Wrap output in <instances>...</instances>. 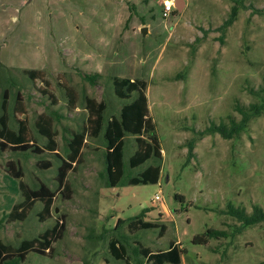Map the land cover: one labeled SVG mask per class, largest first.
<instances>
[{"label":"rangeland","instance_id":"1","mask_svg":"<svg viewBox=\"0 0 264 264\" xmlns=\"http://www.w3.org/2000/svg\"><path fill=\"white\" fill-rule=\"evenodd\" d=\"M164 1L169 0H0V104L7 91L13 108L20 93L38 148L46 144L34 128L41 113L54 118L61 158L70 132L80 131L86 120L84 97L105 102L106 120L118 116L125 101L113 94V77L147 82L149 112L161 148V160L129 168L137 144L135 137L126 136L123 183L110 188L104 139L87 138L82 163L67 176L69 192L57 187L60 161L55 155L0 152V240L18 246L55 225L60 233L50 252L30 253L21 264H125L110 254L113 237L125 246L131 264H151L137 254L136 243L157 252L174 242L183 250L180 264H264V223L236 232L239 222L221 214L229 205L247 213L254 206L264 209V113L238 138L201 134L212 124L240 120L237 107L260 102L264 0H242L244 8L222 41L218 28L228 18L232 0H181V11L173 8L168 18L162 17ZM142 28H147L145 35ZM25 69L44 72L51 98L40 92L46 89L40 80L28 79ZM95 74L93 84L83 78ZM61 84L78 93L73 111L67 108ZM15 117L10 116L12 129H17ZM7 163L22 170L28 187L43 183L55 191L48 219L40 221L42 204L36 203L24 222L4 220L23 200L18 180L4 171ZM156 163L161 165L158 183L126 184ZM143 211L144 221L166 226L162 237L159 229L128 225ZM119 219L123 224L116 228ZM207 229L225 230L230 236L194 244L193 238Z\"/></svg>","mask_w":264,"mask_h":264},{"label":"trees","instance_id":"2","mask_svg":"<svg viewBox=\"0 0 264 264\" xmlns=\"http://www.w3.org/2000/svg\"><path fill=\"white\" fill-rule=\"evenodd\" d=\"M233 5L230 9L228 18L218 28L221 36L218 38L222 41V36L226 29L229 28L236 20L238 12L244 8L242 0H232ZM174 12V11H173ZM23 73L32 82L40 80L46 89H39L43 95L52 97L49 92V83L45 79L43 71L40 70H23ZM98 75H84L83 78L90 83H94ZM67 98V108L70 111L75 110L78 102V93L76 90L67 85L61 84ZM113 94L116 98L125 101L121 106L118 116L112 115L109 119H105L104 113L106 104L104 101H97L91 97H84V110L87 113L86 120L80 131H71V136L66 143V156L61 158L57 150V133L54 130V118L51 115L41 113L37 115L34 128L38 135L46 139L43 149L36 146L31 130L29 128L28 119L24 112V104L20 93L16 94L13 108H10L8 101V92L4 91L0 104V152L6 150L28 152L40 154L48 152L60 161L57 167V187L70 191V184L67 176L70 172L75 173L79 165L82 163V149L85 146L87 138H98L102 136L105 142V172L107 177L106 186L113 188L118 186L125 175L124 163V139L126 136L135 137L137 144L133 154L128 158L129 168H138L150 159L161 160V148L155 133V125L150 116L148 99L146 95L147 82L142 79H127L120 77L112 78ZM256 96L255 91H251ZM259 103H252L248 107H237V112L241 116L236 121L229 118L228 124L221 122L218 125L212 124L205 133L201 134H219L224 140H232L245 132L251 120L264 113V91L259 98ZM11 112V113H10ZM24 115V118L17 119V129H12L9 125L10 116ZM193 144L189 143L188 154H191ZM48 166V163L45 167ZM4 171L8 176L18 180V190L23 198L22 201L14 204L4 220L7 223L24 222L36 203L42 204L40 211V221L48 219L52 213V204L55 198V191H51L45 184L40 183L36 188H30L22 180V170L15 169L13 163H7ZM161 176V165L159 163L147 166L137 176L130 178L126 184L128 185H146L158 183ZM147 212L143 211L135 216L128 225L136 229H159L160 237L166 231V226L159 223L146 222L143 220ZM221 214L235 218L237 225L236 232L242 228H248L264 223V209L254 206L251 213H247L243 208H234L228 206ZM2 219H0V224ZM58 224V223H57ZM123 221L119 219L116 224L118 228ZM59 229L64 228L63 223L59 225ZM235 228V227H234ZM57 225L51 229H46L38 237L31 239H23L18 246L5 244L0 240V264H21L30 253L37 255H45L52 249V244L59 239ZM230 235L225 230L207 229L204 233L196 235L192 242L199 245H207L210 240L227 239ZM137 245V254L144 257L147 263L151 264H180L183 250L178 244L170 243L167 250L152 252L140 243ZM109 250L111 256L115 260H121L125 264H131L126 253V248L115 237L109 241Z\"/></svg>","mask_w":264,"mask_h":264},{"label":"built area","instance_id":"3","mask_svg":"<svg viewBox=\"0 0 264 264\" xmlns=\"http://www.w3.org/2000/svg\"><path fill=\"white\" fill-rule=\"evenodd\" d=\"M174 0H169V1H164L163 7H162V17L163 18H168L171 13L174 11ZM159 197L156 195L154 197V200L157 201Z\"/></svg>","mask_w":264,"mask_h":264},{"label":"water","instance_id":"4","mask_svg":"<svg viewBox=\"0 0 264 264\" xmlns=\"http://www.w3.org/2000/svg\"><path fill=\"white\" fill-rule=\"evenodd\" d=\"M174 9L175 10H178V11H181L182 9V1L181 0H174ZM140 32L145 35L146 32H147V28H142L140 30Z\"/></svg>","mask_w":264,"mask_h":264},{"label":"crops","instance_id":"5","mask_svg":"<svg viewBox=\"0 0 264 264\" xmlns=\"http://www.w3.org/2000/svg\"><path fill=\"white\" fill-rule=\"evenodd\" d=\"M184 3H185V8H184L183 12H184V11H186V9H187V4H188V3H187V1H185ZM183 12H182V13H183ZM147 98H148V97H147ZM164 211H165V212H166V214H167V211H166V209H164ZM174 243L179 245V243H178V242H174ZM179 248H180V246H179Z\"/></svg>","mask_w":264,"mask_h":264}]
</instances>
